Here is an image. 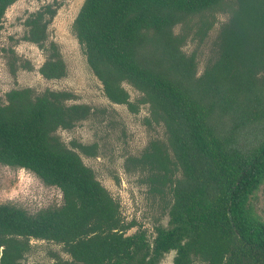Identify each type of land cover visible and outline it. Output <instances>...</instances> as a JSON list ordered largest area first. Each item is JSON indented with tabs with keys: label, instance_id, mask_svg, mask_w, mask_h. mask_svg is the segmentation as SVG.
Segmentation results:
<instances>
[{
	"label": "trees",
	"instance_id": "16d2710c",
	"mask_svg": "<svg viewBox=\"0 0 264 264\" xmlns=\"http://www.w3.org/2000/svg\"><path fill=\"white\" fill-rule=\"evenodd\" d=\"M16 1L0 0V31ZM221 11L231 17L218 56L198 75L196 53L183 46L204 39ZM56 12L47 4L32 14L25 39L42 45ZM72 32L107 97L136 111L128 81L166 127L168 144L152 141L135 160L151 180L174 182L168 225L152 240L144 229L128 234L119 203L56 135L87 105H67V92L13 88L0 100V163L59 187L63 203L34 215L0 204V264H24L31 238L62 243L74 264H160L171 250L173 264H264V219L247 207L264 180V0H84ZM40 71L61 77L66 64L55 52Z\"/></svg>",
	"mask_w": 264,
	"mask_h": 264
},
{
	"label": "rangeland",
	"instance_id": "374dc122",
	"mask_svg": "<svg viewBox=\"0 0 264 264\" xmlns=\"http://www.w3.org/2000/svg\"><path fill=\"white\" fill-rule=\"evenodd\" d=\"M53 1L17 0L6 10L0 31V100L5 102L6 92L14 87L30 86L36 93H42L49 87L70 92L72 97L68 104L90 105L91 112L86 119L72 128H59L56 134L70 147L75 142L97 144L95 156L82 154L84 162L95 170L98 179L120 203L124 221L132 225L128 233L144 228L152 238L156 226L168 224L174 182L165 184L162 180H151L149 167H143L135 158L141 156L152 141L167 145L166 127L154 118L150 104L142 100L143 93L128 81L123 84L137 107L136 111L126 104L112 103L105 96L102 82L90 68L82 46L72 32L73 21L84 0H58L60 7L48 28L49 42L54 41L60 49L67 75L46 81L36 70L21 68L26 60H30L34 67L41 65L52 52L51 48L47 50L49 44L44 50L23 38L28 30L26 20L29 16ZM230 15L217 12L215 23L204 39L191 35L186 40L183 50L188 54L196 53L198 75L202 74L209 61L217 58L215 43ZM175 31H181L180 24ZM17 66H20L17 77L10 76V71H15ZM181 176L182 171L174 167L172 180ZM62 203L59 187L46 184L33 171L0 163V204L13 205L34 215ZM247 207L254 216L264 219V180L250 196ZM174 254L175 251L167 253L161 264H173ZM23 262L74 264L62 243L37 238H31V249L24 255ZM194 264L206 263L197 259Z\"/></svg>",
	"mask_w": 264,
	"mask_h": 264
},
{
	"label": "flooded vegetation",
	"instance_id": "af4514ba",
	"mask_svg": "<svg viewBox=\"0 0 264 264\" xmlns=\"http://www.w3.org/2000/svg\"><path fill=\"white\" fill-rule=\"evenodd\" d=\"M14 4V3H13ZM47 4H50V5H52V7L53 8H56V10L58 11V9H59V7H60V4L58 3V0H54L53 2H48ZM47 4H45V5H47ZM83 4V3H82ZM45 5H43V6H45ZM11 6V5H10ZM42 6V7H43ZM41 7V8H42ZM41 8L38 10V11H40L41 10ZM38 11H36L35 13H37ZM34 14V13H33ZM56 14H57V12H56ZM56 14L53 16V18L51 19V21H50V23L48 24V28H49V25L52 23V21H53V19L55 18V16H56ZM32 16V14L29 16V18ZM28 20V19H27ZM27 20H26V22H27ZM26 26L28 27V30H27V33H26V35L28 34V32H29V29H30V27L27 25V23H26ZM48 30V29H47ZM25 35V36H26ZM25 36H24V40H27V39H25ZM49 35H48V38H47V40H45V41H43L42 43V45H40L39 43H37V42H34V41H31V40H28V41H30V42H32L33 44H36L37 46H39L40 48H42V49H44L45 50V47H47L48 46V44H49V47H48V49L47 50H49L50 48H51V50H52V52L50 53V55H48L47 56V58L45 59V61L41 64V65H39V66H33V63H31V61L30 60H26L27 62H26V64H25V66H23V67H21V68H23V69H27V71H29V70H36L35 72L39 75V76H41V78H43V79H45L46 81H50V80H55V79H61V78H63V77H65L66 75H67V67H66V74L65 75H63V76H61V77H52V78H49V77H47V76H45L41 71H40V68L42 67V65L46 62V61H48V60H50V59H52V56H53V54L55 53V52H58L59 53V55L62 57V54H61V52H60V49H58V47H57V44L54 42V41H51V42H49ZM63 58V57H62ZM87 58V57H86ZM64 60V59H63ZM65 62V61H64ZM29 63V64H28ZM66 64V63H65ZM31 66V67H30ZM18 67H20V66H17L16 68H15V72L13 73L12 71H10L12 74L10 75V76H12V77H17V72L20 70H18ZM33 68V69H32ZM13 74H15V75H13ZM99 79V78H98ZM100 80V79H99ZM26 87H30V86H26ZM14 88H16V87H14ZM23 88V87H22ZM32 88V87H31ZM11 89H13V88H11ZM33 89V88H32ZM47 89H50V90H52V91H56V92H67V93H69V98H67L66 100H65V103L67 104V105H73V104H81V105H87L88 107H89V112H88V114L85 116V117H83V118H81V119H79V120H77L76 122H75V124L77 123V122H79V121H82V120H84V119H86L87 117H88V115L90 114V112H91V106L90 105H88V104H86V103H71V104H68L67 103V101L68 100H70L71 99V97H72V94L70 93V92H68L67 90H54V89H51V88H46L42 93H44ZM10 90V89H9ZM8 90V91H9ZM34 90V89H33ZM103 90H104V86H103ZM34 92H35V90H34ZM129 92V91H128ZM36 93V92H35ZM42 93H36V94H42ZM104 93H105V90H104ZM130 94V93H129ZM105 96L107 97V95H106V93H105ZM108 98V97H107ZM109 99V98H108ZM130 100H131V98H130ZM109 101H111L110 99H109ZM132 101V100H131ZM112 103H115V102H113V101H111ZM133 102V101H132ZM115 104H121V103H115ZM122 104H125V103H122ZM127 105V104H126ZM75 124L73 125V126H75ZM72 126V127H73ZM72 127H70V128H72ZM59 128H63V127H59ZM58 128V129H59ZM57 129V130H58ZM68 129V128H67ZM56 130V131H57ZM56 133V132H55ZM57 135V134H56ZM58 136V135H57ZM59 137V136H58ZM61 140V139H60ZM62 141V140H61ZM66 144V143H65ZM78 144H81V145H84V146H87L88 147V152H86V151H84L83 149H81L79 146H78ZM67 145V144H66ZM68 146V145H67ZM69 148H71V149H73L74 151H76L79 155H80V157H81V159H82V161L84 162V159H83V155L82 154H84V155H88V156H95L96 154H97V144L96 143H94V144H84V143H77V142H75L71 147L70 146H68ZM149 147V146H148ZM147 147V148H148ZM139 157H141V156H139ZM84 164L86 165V166H88V167H90L92 170H93V172L95 173V176H96V178L98 179V177H97V175H96V172H95V170L91 167V166H89V165H87L85 162H84ZM21 168V167H20ZM26 169V168H25ZM29 170V169H28ZM31 171V170H30ZM35 173V172H34ZM99 180V179H98ZM100 181V180H99ZM100 183L110 192V190L100 181ZM60 189V188H59ZM61 190V189H60ZM62 192V191H61ZM110 194L112 195V193L110 192ZM63 195V194H62ZM113 196V195H112ZM113 198H114V196H113ZM115 199V198H114ZM116 200V199H115ZM117 201V200H116ZM118 202V201H117ZM119 203V202H118ZM62 205V204H61ZM119 207H120V203H119ZM120 212H121V209H120ZM121 216H122V214H121ZM123 218V217H122ZM126 223V222H125ZM168 225V224H167ZM167 225H162V226H167ZM132 226V225H131ZM158 226H160V225H158ZM157 227V226H156ZM140 229H144V228H140ZM129 230V229H128ZM139 230V229H138ZM144 230H146V229H144ZM137 231V230H136ZM147 231V230H146ZM127 233H128V231H127ZM134 233V232H133ZM128 234H131V233H128ZM147 234H148V232H147ZM155 235H156V231H155ZM154 235V236H155ZM148 236L150 237V235L148 234ZM154 237H150V239L152 240ZM36 239V238H35ZM37 239H40V238H37ZM42 240H46V239H42ZM3 247V246H2ZM3 249V248H2ZM1 249V250H2ZM30 249H31V239H30ZM29 249V250H30ZM28 250V251H29ZM171 251H175V250H171ZM171 251H169V252H167V253H170ZM27 253V252H26ZM167 253H165V255L167 254ZM164 255V256H165ZM164 256H163V258H164ZM174 256H175V254H174ZM2 257V256H1ZM72 257V256H71ZM162 258V259H163ZM73 259V258H72ZM162 259H161V261H162ZM173 259H174V257H173ZM22 262H23V258H22ZM24 263V262H23ZM35 263H39V262H35ZM24 264H26V263H24ZM31 264H33V263H31ZM42 264V263H41ZM160 264H161V262H160Z\"/></svg>",
	"mask_w": 264,
	"mask_h": 264
},
{
	"label": "water",
	"instance_id": "95a60500",
	"mask_svg": "<svg viewBox=\"0 0 264 264\" xmlns=\"http://www.w3.org/2000/svg\"><path fill=\"white\" fill-rule=\"evenodd\" d=\"M3 247H1L2 249ZM2 250L0 251V263H1Z\"/></svg>",
	"mask_w": 264,
	"mask_h": 264
}]
</instances>
